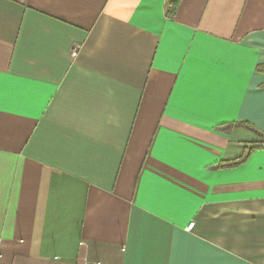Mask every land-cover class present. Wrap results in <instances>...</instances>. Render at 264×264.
Listing matches in <instances>:
<instances>
[{"label": "crops", "instance_id": "1", "mask_svg": "<svg viewBox=\"0 0 264 264\" xmlns=\"http://www.w3.org/2000/svg\"><path fill=\"white\" fill-rule=\"evenodd\" d=\"M169 1L0 0V264H264V0Z\"/></svg>", "mask_w": 264, "mask_h": 264}, {"label": "trees", "instance_id": "2", "mask_svg": "<svg viewBox=\"0 0 264 264\" xmlns=\"http://www.w3.org/2000/svg\"><path fill=\"white\" fill-rule=\"evenodd\" d=\"M178 2H179V0H170L169 1L166 15H168L170 17L172 16V14L176 10V7L178 5ZM242 160H244V157H241L239 159L232 160V161L228 162L227 164H230V165L237 164V163L241 162Z\"/></svg>", "mask_w": 264, "mask_h": 264}, {"label": "built area", "instance_id": "3", "mask_svg": "<svg viewBox=\"0 0 264 264\" xmlns=\"http://www.w3.org/2000/svg\"><path fill=\"white\" fill-rule=\"evenodd\" d=\"M76 49H77V47H74V48L72 49V54H73V55L75 54ZM193 224H194L193 222L189 223L188 226H187V229H191L192 226H193Z\"/></svg>", "mask_w": 264, "mask_h": 264}]
</instances>
